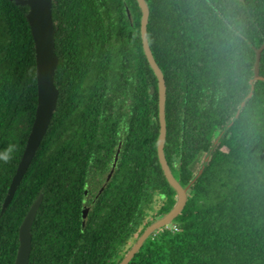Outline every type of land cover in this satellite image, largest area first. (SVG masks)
Wrapping results in <instances>:
<instances>
[{"label": "trees", "instance_id": "1", "mask_svg": "<svg viewBox=\"0 0 264 264\" xmlns=\"http://www.w3.org/2000/svg\"><path fill=\"white\" fill-rule=\"evenodd\" d=\"M145 1L166 85L167 163L185 185L209 159L182 211L127 264H264V49L262 79L234 117L264 41V0ZM27 9L0 0V207L36 107ZM52 18L56 108L0 217V264H14L19 225L39 193L28 264H117L156 200L154 218L175 202L156 154L157 79L141 46L140 9L136 0H53ZM108 172L81 227L84 188Z\"/></svg>", "mask_w": 264, "mask_h": 264}, {"label": "water", "instance_id": "2", "mask_svg": "<svg viewBox=\"0 0 264 264\" xmlns=\"http://www.w3.org/2000/svg\"><path fill=\"white\" fill-rule=\"evenodd\" d=\"M16 5L27 6L26 19L28 21L31 36L34 43L35 50V67H36V107L34 112L33 122L29 134L27 136L20 160L17 164L15 173L11 178V182L7 189L0 207V217L4 210L9 205L17 186L19 185L23 175L25 174L32 158L38 149L41 140L43 139L48 125L51 121L52 115L56 108L58 98V88L54 83V73L58 63V57L55 53L54 46V22L52 18V4L53 0H10ZM140 9V38L143 53L146 60L154 72L157 83V111H158V136L156 140V154L162 169L163 175L167 183L175 191V202L172 207L152 220L144 230L135 239L127 252L123 255L121 260L117 264H127L135 253L140 249L145 240L156 230L167 226L172 223L173 219L184 208L187 198L190 193V187L195 180L202 173L205 163L209 159V153L203 158V162L199 169L195 173L194 177L185 185H181L179 180L175 178L171 171L164 153V143L166 137V120H165V99H166V85L163 73L156 63L152 51L149 47L147 39V22L149 17V8L145 0H136ZM126 13L130 18V13L126 7ZM264 49V41L258 47H254L255 58L253 63V77L251 78L250 91L247 96L240 102L238 109L234 115L237 116L240 108L243 106L246 98L251 96L253 90V81L256 79H262L259 75V61L261 51ZM150 93L154 91L153 87L150 88ZM230 121L227 126L216 136L213 140L212 147H214L223 132L231 125ZM118 148L115 153L112 168L115 166L118 156ZM112 170V169H111ZM111 172L107 175L105 182L109 179ZM104 185L101 187L103 188ZM42 193H39L29 206L26 214L24 215L19 228H18V247L16 250V256L14 264H28L30 250H31V224L35 217L36 211L42 201ZM88 212V207L82 209L81 213V227L84 226L85 218Z\"/></svg>", "mask_w": 264, "mask_h": 264}, {"label": "flooded vegetation", "instance_id": "3", "mask_svg": "<svg viewBox=\"0 0 264 264\" xmlns=\"http://www.w3.org/2000/svg\"><path fill=\"white\" fill-rule=\"evenodd\" d=\"M109 173V172H108ZM108 173H106L105 175H104V180L102 181L103 183H101L99 186H98V188H97V190H96V192L93 194L92 193V188L90 187V184H92L91 183V180L93 179H90V180H88V184L85 186V188H84V199H83V202H82V207H81V213H82V209L83 208H85V207H88V212L90 211V209H91V201H93L94 200V198L97 196V194H99L100 192H99V190L101 189V187L104 185L105 186V184L108 182H105V180H106V177H107V175H108ZM96 179V178H95ZM96 180H98V178L96 179ZM91 193L93 194L92 196H90L91 195ZM97 193V194H96Z\"/></svg>", "mask_w": 264, "mask_h": 264}, {"label": "rangeland", "instance_id": "4", "mask_svg": "<svg viewBox=\"0 0 264 264\" xmlns=\"http://www.w3.org/2000/svg\"><path fill=\"white\" fill-rule=\"evenodd\" d=\"M98 186H99V184H97V183H92V184H90V187L92 188V193H93V194L96 192ZM92 193H91L90 196L93 195ZM161 201H162L161 199H157V200H156V202H155V204H154V206H153V210L149 211V213L147 214L145 220H151V221H152V220L156 219V218H154V217H155V215H156V211L158 210V208H159V206H160V204H161ZM132 243H133V242H132Z\"/></svg>", "mask_w": 264, "mask_h": 264}, {"label": "clouds", "instance_id": "5", "mask_svg": "<svg viewBox=\"0 0 264 264\" xmlns=\"http://www.w3.org/2000/svg\"><path fill=\"white\" fill-rule=\"evenodd\" d=\"M169 225V224H168Z\"/></svg>", "mask_w": 264, "mask_h": 264}]
</instances>
